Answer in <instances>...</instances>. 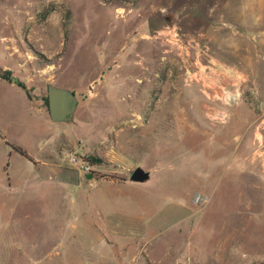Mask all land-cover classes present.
<instances>
[{"label":"rangeland","instance_id":"374dc122","mask_svg":"<svg viewBox=\"0 0 264 264\" xmlns=\"http://www.w3.org/2000/svg\"><path fill=\"white\" fill-rule=\"evenodd\" d=\"M1 72L0 264H264V0H0Z\"/></svg>","mask_w":264,"mask_h":264},{"label":"water","instance_id":"95a60500","mask_svg":"<svg viewBox=\"0 0 264 264\" xmlns=\"http://www.w3.org/2000/svg\"><path fill=\"white\" fill-rule=\"evenodd\" d=\"M49 118L54 123H66L73 119L77 108V98L74 92L68 89L48 85L46 88ZM149 172L140 167L135 168L129 181L142 184L149 180Z\"/></svg>","mask_w":264,"mask_h":264},{"label":"built area","instance_id":"2783aa9c","mask_svg":"<svg viewBox=\"0 0 264 264\" xmlns=\"http://www.w3.org/2000/svg\"><path fill=\"white\" fill-rule=\"evenodd\" d=\"M68 162L72 166H77L78 169H80L82 171H85V172L89 171V168H90L89 164L86 161H83L76 156L69 155L68 156Z\"/></svg>","mask_w":264,"mask_h":264},{"label":"trees","instance_id":"16d2710c","mask_svg":"<svg viewBox=\"0 0 264 264\" xmlns=\"http://www.w3.org/2000/svg\"><path fill=\"white\" fill-rule=\"evenodd\" d=\"M0 80H4V81H8V80H10V78H9V72H1V73H0ZM18 86H19L20 88H22V89H25V87H24L23 85H21V84H19ZM45 103H46V105H47V107H48V104H47V98H45ZM6 145H8V143H7ZM14 149H16V148H14ZM16 150L19 152L20 155H22V156L25 155L24 152L21 151L19 148H17Z\"/></svg>","mask_w":264,"mask_h":264},{"label":"bare ground","instance_id":"6f19581e","mask_svg":"<svg viewBox=\"0 0 264 264\" xmlns=\"http://www.w3.org/2000/svg\"><path fill=\"white\" fill-rule=\"evenodd\" d=\"M201 75H202V74H201ZM212 75H213V74H211V76H212ZM213 87H214V86H213ZM208 88H209V87H208ZM214 90H215V89H214ZM211 91H212V90H211ZM213 92H214V91H213ZM216 92H217V91H216ZM214 94H215V93H214ZM219 94H220V92H219ZM219 94H218V95H219ZM223 95H224V94H223ZM234 96H235V95H234ZM234 96L232 95V98H233ZM219 98H220V97H219ZM224 98H225V97H224ZM224 98H223V99H224ZM226 99H227V98H226ZM228 99H229V98H228ZM230 101H231V98H230Z\"/></svg>","mask_w":264,"mask_h":264},{"label":"crops","instance_id":"0c3cea01","mask_svg":"<svg viewBox=\"0 0 264 264\" xmlns=\"http://www.w3.org/2000/svg\"><path fill=\"white\" fill-rule=\"evenodd\" d=\"M12 47L15 48V49L17 48V46H14V45ZM4 69H6V68H4ZM0 81L2 82L3 80H0Z\"/></svg>","mask_w":264,"mask_h":264}]
</instances>
